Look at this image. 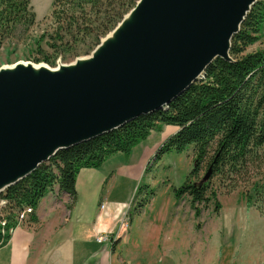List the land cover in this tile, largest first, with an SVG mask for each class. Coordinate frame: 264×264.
<instances>
[{
  "label": "water",
  "instance_id": "obj_1",
  "mask_svg": "<svg viewBox=\"0 0 264 264\" xmlns=\"http://www.w3.org/2000/svg\"><path fill=\"white\" fill-rule=\"evenodd\" d=\"M255 2L137 0L87 55L0 66V193L57 151L166 108L215 59L231 61Z\"/></svg>",
  "mask_w": 264,
  "mask_h": 264
},
{
  "label": "trees",
  "instance_id": "obj_2",
  "mask_svg": "<svg viewBox=\"0 0 264 264\" xmlns=\"http://www.w3.org/2000/svg\"><path fill=\"white\" fill-rule=\"evenodd\" d=\"M137 0H53L47 39L49 52L36 59L52 64L58 57L89 54L112 30ZM35 23L31 0H0V47L20 26ZM264 26V0H256L231 40L232 60L215 59L204 77L191 84L164 109L140 115L122 126L57 151L48 161L0 193L6 201L0 211V246L10 238L25 208L34 210L54 186L74 201L75 179L81 168H98L110 156H128L133 147L165 125L177 127L159 148L160 155L192 148L194 164L188 176L171 190L176 199L190 197L195 214L209 200V183L214 177L233 180L260 159L264 148V49L247 51L259 39ZM41 47H39V50ZM204 174L200 177V170ZM207 171L209 176L203 179ZM213 197L215 192L210 193ZM247 203L264 200V180L254 181L246 191ZM146 199V198H145ZM140 202L143 206L147 200ZM253 200V202H254ZM219 207V204H215ZM264 209V208H261ZM2 213V214H1Z\"/></svg>",
  "mask_w": 264,
  "mask_h": 264
},
{
  "label": "rangeland",
  "instance_id": "obj_3",
  "mask_svg": "<svg viewBox=\"0 0 264 264\" xmlns=\"http://www.w3.org/2000/svg\"><path fill=\"white\" fill-rule=\"evenodd\" d=\"M52 2L31 0L35 23L28 30L19 26L12 36L4 38L0 66L28 61L54 67L58 60L69 63L76 58L58 57L52 64L36 62L50 51L45 44L47 39H41V35L51 28ZM259 34V39L247 51L264 49V26ZM153 134L149 138L156 141L157 148L128 194L130 209L121 222L122 233L117 239L115 255L117 264H264V209H261L264 200L253 199L248 204L246 196L252 182L264 180V148L260 159L252 160L246 171L233 175V180L212 178L207 191L210 198L199 204L200 213L196 215L190 206V197L183 195L176 199L171 190L172 186L182 185L187 177L197 181L195 176H188L194 164L192 148L155 158L172 130ZM203 174L201 169L199 176ZM124 176L119 169L115 171L106 182L105 190L110 188L112 180L116 184L118 178L114 193L119 194L127 184V175ZM211 191L215 192L214 197ZM144 199L147 202L138 206Z\"/></svg>",
  "mask_w": 264,
  "mask_h": 264
},
{
  "label": "crops",
  "instance_id": "obj_4",
  "mask_svg": "<svg viewBox=\"0 0 264 264\" xmlns=\"http://www.w3.org/2000/svg\"><path fill=\"white\" fill-rule=\"evenodd\" d=\"M163 129L172 130L173 135L178 128L165 125L152 133ZM156 148V141L148 137L132 148L128 158L115 154L98 168H81L72 202L54 186L0 246V264H117L121 222L130 209L128 194ZM118 169L128 180L115 194L118 178L108 190L105 184ZM100 235H109L111 240L98 242Z\"/></svg>",
  "mask_w": 264,
  "mask_h": 264
},
{
  "label": "built area",
  "instance_id": "obj_5",
  "mask_svg": "<svg viewBox=\"0 0 264 264\" xmlns=\"http://www.w3.org/2000/svg\"><path fill=\"white\" fill-rule=\"evenodd\" d=\"M6 204V201L4 199H0V205L3 206ZM33 210H31V207H27L23 209L19 214H18V221H22L26 218V216L31 213ZM12 231V230H11ZM10 231V232H11ZM98 242H109L111 240V237L109 235L105 236H99L96 238Z\"/></svg>",
  "mask_w": 264,
  "mask_h": 264
},
{
  "label": "bare ground",
  "instance_id": "obj_6",
  "mask_svg": "<svg viewBox=\"0 0 264 264\" xmlns=\"http://www.w3.org/2000/svg\"><path fill=\"white\" fill-rule=\"evenodd\" d=\"M17 62H23V63H27L28 61H17Z\"/></svg>",
  "mask_w": 264,
  "mask_h": 264
}]
</instances>
